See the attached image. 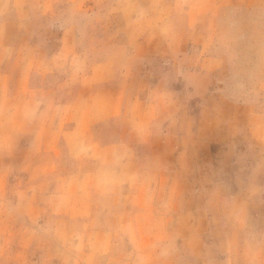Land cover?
Listing matches in <instances>:
<instances>
[{"label":"clouds","instance_id":"1","mask_svg":"<svg viewBox=\"0 0 264 264\" xmlns=\"http://www.w3.org/2000/svg\"><path fill=\"white\" fill-rule=\"evenodd\" d=\"M0 264H264V0H0Z\"/></svg>","mask_w":264,"mask_h":264},{"label":"crops","instance_id":"2","mask_svg":"<svg viewBox=\"0 0 264 264\" xmlns=\"http://www.w3.org/2000/svg\"><path fill=\"white\" fill-rule=\"evenodd\" d=\"M215 151H217V148H216V146H213L212 148H211V152H215Z\"/></svg>","mask_w":264,"mask_h":264}]
</instances>
